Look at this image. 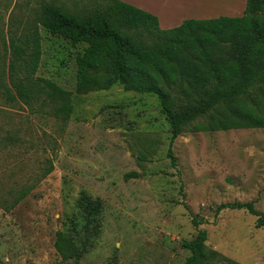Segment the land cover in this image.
<instances>
[{"label": "rangeland", "instance_id": "1", "mask_svg": "<svg viewBox=\"0 0 264 264\" xmlns=\"http://www.w3.org/2000/svg\"><path fill=\"white\" fill-rule=\"evenodd\" d=\"M43 3L82 11L105 1L0 0V199L11 202L17 190L31 188L10 211L0 206V264H185L190 252L183 241L197 233L193 215L208 221L199 227L209 248L242 264H264L257 216L244 209L215 213L237 200L254 201L264 213V127L190 128L171 143L157 96L120 84L77 93L76 57L85 44L45 28L38 75L71 91L72 113L67 119L36 113L7 98L10 39L34 26ZM181 101L177 106H185ZM91 199L102 206L99 225L78 226L77 242L88 247L80 259L65 260L58 231L77 237L72 224Z\"/></svg>", "mask_w": 264, "mask_h": 264}, {"label": "trees", "instance_id": "2", "mask_svg": "<svg viewBox=\"0 0 264 264\" xmlns=\"http://www.w3.org/2000/svg\"><path fill=\"white\" fill-rule=\"evenodd\" d=\"M104 1L82 11L53 3L41 5L34 26L10 39L9 84L4 90L9 100L19 99L32 112L42 110L63 119L72 113L71 91L38 75L43 54L41 28H45L74 46L85 44L76 57L77 93L120 84L126 90L157 96L171 123V143L190 128L264 127V0H247L240 16L188 18L168 29L161 28L157 15L136 5ZM177 98L185 106H177ZM168 155L176 166L171 145ZM30 191V187L21 188L13 201L0 199V206L10 211ZM84 207L82 219L72 224L77 237L58 231L55 244L65 260L80 259L88 247L85 240L84 247L77 242L83 237L78 226L93 231L99 225L100 201L88 200ZM225 209H244L257 216V227H264V213L254 201L223 202L215 213ZM206 222L193 215L197 233L183 241L190 252L185 264H242L206 245L208 233L199 227Z\"/></svg>", "mask_w": 264, "mask_h": 264}, {"label": "crops", "instance_id": "3", "mask_svg": "<svg viewBox=\"0 0 264 264\" xmlns=\"http://www.w3.org/2000/svg\"><path fill=\"white\" fill-rule=\"evenodd\" d=\"M158 16L161 28L180 25L188 18L240 16L247 0H123Z\"/></svg>", "mask_w": 264, "mask_h": 264}]
</instances>
